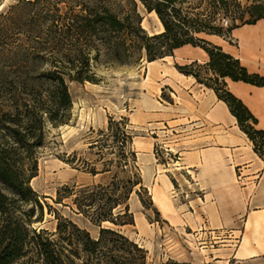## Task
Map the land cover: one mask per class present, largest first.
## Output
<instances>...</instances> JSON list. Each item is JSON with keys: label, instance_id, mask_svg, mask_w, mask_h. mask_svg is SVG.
<instances>
[{"label": "trees", "instance_id": "obj_1", "mask_svg": "<svg viewBox=\"0 0 264 264\" xmlns=\"http://www.w3.org/2000/svg\"><path fill=\"white\" fill-rule=\"evenodd\" d=\"M139 1L156 15L162 31L147 33L135 0H17L0 14V33L18 30L23 40L11 50L17 64L8 70L1 66L0 46V264H147V251L120 230L134 226L132 194L140 198L147 192L124 118H110L106 130L99 131L103 139L90 146L103 142L100 147L113 158L101 170L82 162L83 172L110 174L109 181L63 186L53 200L98 227V237L51 206L47 212L56 220L55 231L33 228L36 213L38 221L44 213L30 187L37 173L34 148L43 143L47 125L56 129L71 120L67 80L97 84L99 67L129 66L143 56L147 62L162 60L185 45L201 48L207 63L175 64V69L215 93L264 160V132L225 82L264 87V76L199 37L215 35L232 43V30L264 19V0ZM224 20L231 24L225 27ZM39 62L52 69L36 68Z\"/></svg>", "mask_w": 264, "mask_h": 264}, {"label": "rangeland", "instance_id": "obj_2", "mask_svg": "<svg viewBox=\"0 0 264 264\" xmlns=\"http://www.w3.org/2000/svg\"><path fill=\"white\" fill-rule=\"evenodd\" d=\"M135 1L147 33L160 32L154 14L147 13L141 2ZM240 1L245 4L244 0ZM15 4L17 0H0V14H5ZM223 24L226 27L231 23L224 20ZM20 36L18 30L0 33V46L4 51L1 66L6 70L16 67L11 50L23 43ZM36 64V68L52 69L50 63ZM174 67L170 59H162L156 64L155 73L148 76L147 60L143 56L129 66L97 68V84L67 80L72 100L71 120L56 129L47 125L43 143L34 148L37 173L30 180V187L44 205V213L41 221L36 220L39 217L36 213L33 228L55 231L56 220L47 212V206H51L60 211V215L86 229L92 238L98 237V227L82 216L72 214L68 208L56 205L53 200L56 191L63 186L109 181L110 174L93 177L83 172L85 165L82 162L101 170L103 163L113 158L109 149L100 147L103 142L94 149L90 146L103 139L99 131L106 130L110 118L115 121L124 118L133 137L131 149L136 153L147 192H142L140 198L136 193L132 194L129 206L134 215V226L120 230L147 251V264H215L210 261L214 256L210 251L223 247L227 240H238V236L234 237L227 229L209 234L203 225H198L194 206L189 204L191 197H202L203 191L196 188L194 174L181 164L186 134L182 129L187 124L180 121L173 126L165 121L170 117L165 115V107L170 110V105L175 107L176 111L172 113L176 117L184 114L180 97H174L171 89L175 83L168 73ZM181 215L189 216L196 225H190Z\"/></svg>", "mask_w": 264, "mask_h": 264}, {"label": "crops", "instance_id": "obj_3", "mask_svg": "<svg viewBox=\"0 0 264 264\" xmlns=\"http://www.w3.org/2000/svg\"><path fill=\"white\" fill-rule=\"evenodd\" d=\"M199 37L238 59L250 73L264 76V19L232 30V43L215 35ZM166 59L179 66L209 61L204 50L191 45L174 50L173 56L163 60ZM168 74L174 78L175 87L171 89L174 97H180L184 114L176 117L172 113L175 107L170 105V110L165 107V115L170 116L165 121L173 126L180 121L187 124L182 129L186 134L181 164L194 174L196 188L203 191L202 197H191L189 201L194 206L195 219L209 234L227 229L234 237L238 236V240H227L223 247L210 251L214 255L209 257L210 261L264 264V160L253 151L236 119L211 89L197 84L193 77L180 74L175 67ZM225 82L227 90L257 120L256 129L264 132V87L229 79ZM182 216L190 225H196L189 216Z\"/></svg>", "mask_w": 264, "mask_h": 264}, {"label": "bare ground", "instance_id": "obj_4", "mask_svg": "<svg viewBox=\"0 0 264 264\" xmlns=\"http://www.w3.org/2000/svg\"><path fill=\"white\" fill-rule=\"evenodd\" d=\"M152 14H154V13H152ZM154 16H155L156 20L158 21V23H159V25H160V30L162 31L163 29H162V26H161L159 20L157 19V17H156L155 14H154ZM142 27L145 29V26H144V23H143V22H142ZM157 61L159 62V60H156V61H154V62H147V65H148V68H147L148 76H150V75L152 74L153 66L157 63Z\"/></svg>", "mask_w": 264, "mask_h": 264}, {"label": "built area", "instance_id": "obj_5", "mask_svg": "<svg viewBox=\"0 0 264 264\" xmlns=\"http://www.w3.org/2000/svg\"><path fill=\"white\" fill-rule=\"evenodd\" d=\"M226 23V22H225Z\"/></svg>", "mask_w": 264, "mask_h": 264}]
</instances>
